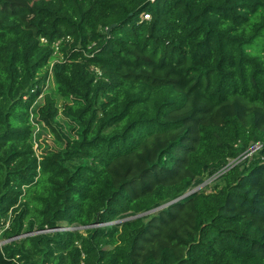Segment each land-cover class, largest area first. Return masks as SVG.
Returning <instances> with one entry per match:
<instances>
[{"label":"trees","instance_id":"obj_1","mask_svg":"<svg viewBox=\"0 0 264 264\" xmlns=\"http://www.w3.org/2000/svg\"><path fill=\"white\" fill-rule=\"evenodd\" d=\"M45 86L77 137L36 156ZM0 229V264H264V0H0Z\"/></svg>","mask_w":264,"mask_h":264},{"label":"rangeland","instance_id":"obj_2","mask_svg":"<svg viewBox=\"0 0 264 264\" xmlns=\"http://www.w3.org/2000/svg\"><path fill=\"white\" fill-rule=\"evenodd\" d=\"M57 57H58V55L54 52V57L50 61V63L52 61H54ZM50 90H51V88H49V87L46 89H43V91L40 92V94L37 96L34 104L31 106V108L29 110V123H30L31 129H32L31 144H32V148H33L36 156H42L49 151H56V150L60 149L61 147L64 146V142H65L67 137H77L78 127L76 125H73L72 121H70L68 118H66L61 112V110H62L61 105L64 102V100H62V99L58 100V106L60 107V112H59V116L56 118L57 125H55V128L59 131V134L62 138L61 140L57 139L55 134L52 132V130L49 129V127H47L46 124L39 119L38 114H37L38 109L43 104L45 92L50 91ZM71 100L72 99L67 100V101L70 102ZM72 125H73V127H72ZM257 145L258 144L251 145L247 152L241 154L236 159H230L228 161V163H230V165L232 167L235 164H243L246 161L248 162L250 159H252L253 153L257 152V150L260 149V146H259L255 150H253ZM220 175L221 174H219V172H217L214 175L202 177V179L196 180V182H194L193 186H191L190 189H197V191L203 190V191L209 192L212 189L213 184L215 182H219V176ZM161 206L164 207L166 205H161ZM163 207L156 209V210H153L152 212H148V213H146V212L138 213L137 218L140 217V218H143V220H146L150 215L156 213L158 210L162 209ZM134 216H136V215H133V216L132 215H126L124 218H132ZM30 218H32V215H29L27 219H30ZM124 218H120V220H122ZM74 227H76V226H74ZM85 229L86 228H80L77 230L79 232L84 233ZM34 231H37V230H33L29 233L30 234L37 233V232L33 233ZM48 232H51V231H48ZM42 233H45V232H42ZM22 235H24V234H22ZM7 241L8 240H5V239L1 238V236H0V246L3 245Z\"/></svg>","mask_w":264,"mask_h":264},{"label":"built area","instance_id":"obj_3","mask_svg":"<svg viewBox=\"0 0 264 264\" xmlns=\"http://www.w3.org/2000/svg\"><path fill=\"white\" fill-rule=\"evenodd\" d=\"M148 14H145L144 15V18H148ZM41 41H45L44 38H41ZM94 43H92L91 45H93ZM54 49H55V53L58 55V57L51 62V64H53L55 61H58L60 60V57H61V54H60V51H59V48H58V43H55L54 44ZM98 73L99 71L97 69H95ZM50 74V72H49ZM45 88H47V86H45ZM26 98V97H25ZM260 145L258 144L253 150H255L257 147H259ZM252 150V151H253ZM251 151V152H252ZM231 165L230 163L227 164V166L221 170H219V174H222L223 172H225L228 168H230ZM8 226V222L5 223L4 225V228H6ZM73 227H65V226H61V227H56V228H53V229H50V228H45V229H42V230H37V231H34L33 233L37 232V233H41V232H48V231H63V230H71ZM2 231V229H0V232ZM27 234H30V233H25L24 235H27Z\"/></svg>","mask_w":264,"mask_h":264},{"label":"water","instance_id":"obj_4","mask_svg":"<svg viewBox=\"0 0 264 264\" xmlns=\"http://www.w3.org/2000/svg\"><path fill=\"white\" fill-rule=\"evenodd\" d=\"M112 26H114V24L111 25V26L109 27V29H110ZM196 191H197V189H190L189 191L185 192L180 198H182V197H184V196H187V195H189V194H191V193H193V192H196ZM173 201H174V200H173ZM173 201H172V202H173ZM165 205H167V204H165ZM161 207H163V206H159V207H156V208H154V209L148 210V211H146V213H148V212H152L153 210L159 209V208H161ZM136 217H137V215L134 216V217H132V218H124V219H122V220H116V221H113V222H110V223H118V222H121V221H124V220L133 219V218H136ZM87 227H89V226H76V227H73L71 230H77V229H80V228H87Z\"/></svg>","mask_w":264,"mask_h":264}]
</instances>
